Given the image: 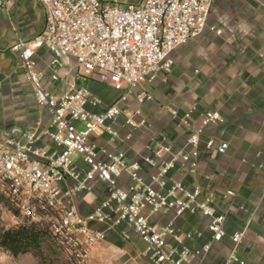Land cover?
<instances>
[{"label":"built area","instance_id":"obj_1","mask_svg":"<svg viewBox=\"0 0 264 264\" xmlns=\"http://www.w3.org/2000/svg\"><path fill=\"white\" fill-rule=\"evenodd\" d=\"M35 1L45 13L44 29L30 39L17 34L13 49L19 53L35 104L46 110L48 120H38L19 134L0 136V183L17 212L18 225L45 226L70 264H88L93 248L119 225L143 242L136 255L143 264L201 260L213 242L224 238L225 215L216 210L213 192L186 185L176 173L197 170L201 143L211 153L227 150L225 142L202 140L205 128L221 122L219 112L205 110L193 121L191 112L171 110L172 119L186 133L183 144L175 146L162 134L148 144L149 154L140 161L128 160L125 151L111 150L96 139L125 144L134 132L149 127L144 118H135L139 112L131 103L152 100L149 84L160 76L164 80L174 65L173 52L204 32L213 0ZM13 4L14 0H0V7ZM40 49L51 54L49 80L59 83V90L44 86L34 60ZM64 56L75 65L69 78L59 73L65 67ZM94 76L120 93L113 103L104 104L87 87ZM99 106L100 112L90 109ZM119 120L124 134L115 128ZM49 143L54 147H47ZM97 182L105 185L106 198L82 215L76 198ZM168 213L173 216L165 223L155 220ZM187 214L208 219L210 239L200 246L185 241L200 238L201 232H184L175 223ZM93 222L102 228H92ZM244 235L245 228L230 235L233 248L222 264H245L237 254ZM122 237L130 236L123 231Z\"/></svg>","mask_w":264,"mask_h":264},{"label":"crops","instance_id":"obj_2","mask_svg":"<svg viewBox=\"0 0 264 264\" xmlns=\"http://www.w3.org/2000/svg\"><path fill=\"white\" fill-rule=\"evenodd\" d=\"M44 25L45 13L35 0H14L13 5L0 7V136L10 132L16 135L38 120H48L46 110L35 104L19 53L13 49L17 34L30 39L41 33ZM173 59L166 78L160 76L149 84L152 100L142 105L131 103V108L139 112L135 118H144L149 127L134 132L125 144H110L107 137L96 141L111 150L125 151L128 160L140 161L141 156L149 154L148 144L162 134L175 146L183 144L186 133L172 119L171 110L179 114L191 112L193 121L205 110L219 112L221 122L205 128L202 140L225 142L227 150L223 154L211 153L201 143L197 170L176 173L186 185L198 184L213 192L216 210L225 215L224 238L213 242L210 252L194 264H222L233 248L230 235L243 228L245 235L237 248L238 257L245 264H264V0H213L207 28L177 48ZM34 60L44 86L59 90L61 85L49 80L51 54L40 49ZM63 62L73 72L74 62L65 56ZM86 85L104 104L113 103L120 94L110 88L114 95H108L103 85L94 82ZM90 109L100 112L103 106ZM120 123L121 120L115 128L124 134ZM47 147L53 148L54 144ZM206 175L209 179L204 178ZM225 190H232L234 195L226 196ZM105 198V185L97 182L76 198V205L82 215H87ZM172 216L159 215L155 220L165 223ZM175 223L184 232H201L200 238L185 241L191 247L210 239L205 217L187 214ZM90 226L102 228L95 222ZM123 231L129 239L122 237ZM143 248L135 233L119 225L93 248L88 264H143L136 258Z\"/></svg>","mask_w":264,"mask_h":264},{"label":"rangeland","instance_id":"obj_3","mask_svg":"<svg viewBox=\"0 0 264 264\" xmlns=\"http://www.w3.org/2000/svg\"><path fill=\"white\" fill-rule=\"evenodd\" d=\"M66 60L65 58V61ZM66 63L68 66V61ZM71 68L75 69V65H72ZM60 70H64L63 72L59 71L61 75H65L68 78L70 77L71 70L66 67ZM89 82H94L98 84V86L103 85L108 95H114V91L112 92L110 89L112 87L107 85L101 76H94ZM9 134L12 135L14 133L10 132ZM16 217L17 212L14 207L10 205L6 190L0 183V233L18 226ZM42 227L45 229V226ZM44 234L43 242L38 248L31 249L27 253L12 256L8 251L0 248V264H70L66 259L63 248L53 239L48 229L45 230Z\"/></svg>","mask_w":264,"mask_h":264},{"label":"trees","instance_id":"obj_4","mask_svg":"<svg viewBox=\"0 0 264 264\" xmlns=\"http://www.w3.org/2000/svg\"><path fill=\"white\" fill-rule=\"evenodd\" d=\"M16 211V210H15ZM39 224H20L12 229L0 233V248L8 251L12 256L27 253L36 249L43 242L47 229Z\"/></svg>","mask_w":264,"mask_h":264}]
</instances>
